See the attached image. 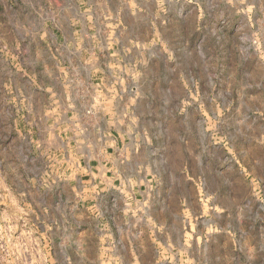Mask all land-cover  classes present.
I'll use <instances>...</instances> for the list:
<instances>
[{
	"label": "rangeland",
	"instance_id": "1",
	"mask_svg": "<svg viewBox=\"0 0 264 264\" xmlns=\"http://www.w3.org/2000/svg\"><path fill=\"white\" fill-rule=\"evenodd\" d=\"M45 86L110 120L109 230L153 234V264H264V0H0V264H83L74 233L97 229L47 155L94 127L39 143Z\"/></svg>",
	"mask_w": 264,
	"mask_h": 264
},
{
	"label": "crops",
	"instance_id": "2",
	"mask_svg": "<svg viewBox=\"0 0 264 264\" xmlns=\"http://www.w3.org/2000/svg\"><path fill=\"white\" fill-rule=\"evenodd\" d=\"M97 75L91 74V77ZM59 76L63 77V74ZM34 77H37L36 74ZM91 86L95 91L96 99L100 98L101 89L99 84H95L94 82ZM51 89L47 86L42 89L44 91L45 107L44 114L39 119H42L43 125L48 126V130L43 135L37 134L39 136L37 139L39 143H43L45 140L52 142V137H55L59 141L63 139L64 131L59 133L57 130H51L50 127L62 129L68 125L80 127L82 130L85 129V132L88 126L94 127L91 136L83 134L80 137L74 138L76 147L72 148L73 150L71 147H67L68 152L66 153V151L62 152V147H54L47 152L52 163H56L52 165L56 171H60L62 167L58 163L62 161V156H67V164L74 163L76 165V173L81 174V176H76L77 181L75 183L69 182L68 184H63L67 190L71 192L76 191L78 194L79 192L83 193L85 190L91 189L95 195V199L92 200L93 203L91 205H83L82 207L80 203L77 204L79 201L75 197L68 200L71 201L70 204H73L72 211L74 212L71 213L72 215H79V217L91 220L96 224L95 228H97L95 230L86 228L74 233L75 237L80 240V242L77 241L75 244L81 249L80 255L83 264H108L109 257L114 258L112 262L110 261L111 264H147L148 262L144 258L146 254L151 257V264L156 263L157 250L159 248L158 241H156V237L153 234L148 232L114 231L109 230V226H107L108 223L110 224V221H107V211L104 206H107V203L112 202L113 199L104 198L103 196H109V193L116 189V169L118 166L116 153L119 150L118 139L113 136L112 132L110 133L103 129L105 126L110 125V120L106 118V114L101 112L100 109L96 110L94 106L91 107L88 104H81L69 110L65 102L55 103L54 106H51L52 97L55 96V93ZM70 110L76 111L72 118L69 114H66ZM88 110H93L96 113L87 115L86 112ZM55 114L58 116H55ZM84 175L90 176L88 184H85L81 178ZM51 187L60 188L62 184L51 185ZM104 199H108L109 201L104 204ZM85 218H81L80 222L82 224L88 221ZM131 239H143V250L139 251L136 244V249L133 251V246H130ZM125 252L129 255V259L125 258Z\"/></svg>",
	"mask_w": 264,
	"mask_h": 264
}]
</instances>
